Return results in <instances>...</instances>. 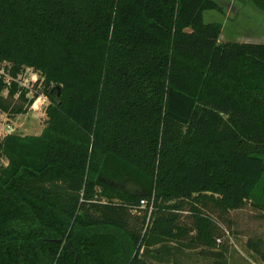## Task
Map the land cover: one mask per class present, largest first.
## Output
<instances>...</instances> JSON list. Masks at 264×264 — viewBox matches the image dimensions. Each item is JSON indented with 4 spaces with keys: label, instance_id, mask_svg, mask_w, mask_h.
Here are the masks:
<instances>
[{
    "label": "trees",
    "instance_id": "trees-1",
    "mask_svg": "<svg viewBox=\"0 0 264 264\" xmlns=\"http://www.w3.org/2000/svg\"><path fill=\"white\" fill-rule=\"evenodd\" d=\"M206 10L220 6L0 0V65L36 70L48 101L40 135L0 139V264H156L172 248L211 252L209 205L264 211V44L218 42Z\"/></svg>",
    "mask_w": 264,
    "mask_h": 264
},
{
    "label": "rangeland",
    "instance_id": "rangeland-1",
    "mask_svg": "<svg viewBox=\"0 0 264 264\" xmlns=\"http://www.w3.org/2000/svg\"><path fill=\"white\" fill-rule=\"evenodd\" d=\"M220 6V10L203 11L202 17L204 21L218 22L221 25V31L218 35V42L237 41L249 43L264 44V14L255 9L247 0H215ZM7 72V71H6ZM7 75L0 73V80L3 87L0 90V139L6 134H15L18 136H38L41 134L46 125L47 115L46 107L48 101L46 97L40 93L39 84L41 78L36 70L24 67L22 73L16 75V88H30L28 93L22 99L18 95V91L14 94H8V85L5 82ZM36 80V81H35ZM33 82H35L33 84ZM26 86H23V85ZM37 91L38 96L33 102L27 103L31 97V93ZM57 92L59 93L58 87ZM56 93V95H58ZM264 163V155H261ZM0 164L5 165L6 159L0 157ZM264 182V172L255 186L258 192L260 186ZM125 188L131 192H138L137 188L131 183H125ZM204 213L210 219V230L213 238V246L211 252L201 251L202 247L181 248L179 251L172 248L171 255L167 260L163 259L155 261V259L147 258L148 261L156 264H215L212 252H217L221 248H225L228 252L242 261L239 264H264V260L259 254H264V243L259 242L257 245L258 252L254 253L248 246L247 241H255L256 238L264 240V211L255 207L248 200L240 208L219 212L210 207L204 208ZM186 210L177 212V220L179 224L190 228V217ZM194 236V231H189L182 238V242L186 243ZM201 249V250H200ZM228 253H225V257ZM239 261V260H238ZM217 264V263H216Z\"/></svg>",
    "mask_w": 264,
    "mask_h": 264
},
{
    "label": "built area",
    "instance_id": "built-area-1",
    "mask_svg": "<svg viewBox=\"0 0 264 264\" xmlns=\"http://www.w3.org/2000/svg\"><path fill=\"white\" fill-rule=\"evenodd\" d=\"M0 73L2 74V75H7V79H5V82L9 85L11 82H14V81H16V78H11L10 77V75L8 74V72H6V70L4 69V66H3V64H1L0 65ZM36 81V80H35ZM34 83V82H33ZM23 85V84H22ZM23 86H26V85H23ZM27 87V86H26ZM25 87V88H26ZM27 89H29V88H27ZM33 102V101H32ZM140 203L141 204H143V200H140Z\"/></svg>",
    "mask_w": 264,
    "mask_h": 264
},
{
    "label": "water",
    "instance_id": "water-1",
    "mask_svg": "<svg viewBox=\"0 0 264 264\" xmlns=\"http://www.w3.org/2000/svg\"><path fill=\"white\" fill-rule=\"evenodd\" d=\"M56 93H58V92H56Z\"/></svg>",
    "mask_w": 264,
    "mask_h": 264
}]
</instances>
